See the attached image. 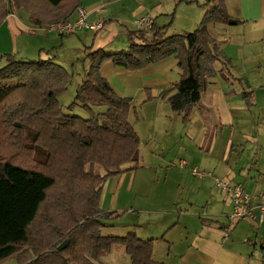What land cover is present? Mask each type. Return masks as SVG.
I'll use <instances>...</instances> for the list:
<instances>
[{"label": "trees", "instance_id": "1", "mask_svg": "<svg viewBox=\"0 0 264 264\" xmlns=\"http://www.w3.org/2000/svg\"><path fill=\"white\" fill-rule=\"evenodd\" d=\"M81 2L0 0V26L20 9L31 25L41 29L64 23ZM240 23L215 5L192 33L166 37L167 27L153 25L147 31L128 32L130 44L125 51L89 52L88 69L73 104L88 111L89 119L66 115L59 106L57 94L67 85L61 67L51 60H8L0 69V260L97 264L120 246L130 264H162L152 258L153 240H141L134 232L123 237L100 232L108 226L106 219H113L112 213L98 211L102 185L109 177L137 169L140 147L129 122L133 101L115 93L100 75V67L110 61L127 71H139L174 56L182 72L180 80L160 97L173 91L168 101L185 104L186 118L206 90L207 78L218 74L228 81L230 77L231 63L209 27ZM215 63L220 64L218 73ZM241 95L250 105V93ZM93 108L105 110L93 116ZM28 130L34 136L26 142ZM94 166L103 168L105 174H95ZM66 241L65 248L58 251Z\"/></svg>", "mask_w": 264, "mask_h": 264}, {"label": "crops", "instance_id": "2", "mask_svg": "<svg viewBox=\"0 0 264 264\" xmlns=\"http://www.w3.org/2000/svg\"><path fill=\"white\" fill-rule=\"evenodd\" d=\"M189 1L199 6L202 3L200 0ZM144 3L145 0H82L81 7L88 13L87 22L91 24L98 19L104 22L103 28L97 33L88 29L80 30L83 31L85 43L90 40L89 34H92L93 38L100 34L98 39H92V46L89 47L96 44L97 48H93V51L101 49L105 53L107 45L117 37L115 25L111 21L125 19L123 12H127V15L130 13L141 15L146 9ZM216 4L221 5L228 16L241 22L235 26L215 24L212 30L209 29L210 34L221 42L219 49L231 63L228 81H224L218 74L207 78L205 92L186 118L183 117L185 105L183 103L171 104L173 109L165 108V100L173 94L172 91L168 94L169 96L163 98L161 104L164 107L159 108L155 114L150 113L148 117H145L146 124L150 127L146 133L143 132L140 145L154 136L153 132L157 128L152 118L154 115H157V125L166 122L171 124L174 120V129L180 130L177 147L181 149L184 157L191 159L193 166L202 167L220 177L244 180L245 190L248 193L262 192L264 194V0H213L209 3V5ZM100 7H103V11L97 13ZM202 8L200 17L204 16L208 6L205 9ZM18 14L25 16L26 24L15 12L9 14L0 26V41L9 40L11 46V40L14 39V50H16L17 39L25 40L22 34L27 32L29 36L40 38L38 49L46 54L48 51L45 50L53 47V43L57 42L56 37L48 34L57 32L44 34L43 28L28 22V17L23 10ZM74 18L75 11L68 20ZM154 25L156 26L155 21ZM104 30L106 32L103 34ZM30 31L35 33L32 34ZM172 35H176L172 30L166 31V37ZM215 64L214 69L218 73L220 64ZM181 74L178 60L174 56L149 64L139 71H127L113 65L110 61L100 67V75L108 81L115 93L119 97L132 99V108L147 103L154 104L160 95L164 96L171 90L172 85L179 82ZM242 92L250 93V105L242 99ZM204 94L205 97H202ZM148 96L150 100H147ZM174 112L177 113L176 118L170 119ZM129 122L135 129L136 117L132 111ZM220 126L227 131L228 135V141L223 148L227 155L235 146L241 147L244 153H247L246 149L252 147L248 144L252 139L255 143L253 154L256 157L248 158L240 164L231 160L222 162L214 158L216 156L203 153L202 146L207 132ZM253 126L255 127L254 138H250L249 128ZM135 131L137 132L136 129ZM234 131L238 133L237 136ZM137 134L139 136L140 132ZM251 154L249 151L246 157H250ZM162 159L170 160L171 158L164 155ZM180 176L182 177L179 185L181 193H187L184 189L189 180L196 186L194 187L195 199L190 200V197L185 200L177 199L181 195L171 198L173 207L178 203L183 206V202H187L188 209H180L177 213L169 211L165 214L167 217L161 219L152 231L145 230L138 236L141 240H153V260L162 264H264V221L260 225L251 220L240 221L231 227L228 239L222 241V228L228 225L227 217L232 209L229 196L224 193L215 195L213 189H208L210 179L194 178L188 169L185 176ZM253 240H256L258 244L251 245ZM12 259L15 260V258ZM127 263L124 261L123 264ZM15 264H17L16 261Z\"/></svg>", "mask_w": 264, "mask_h": 264}, {"label": "rangeland", "instance_id": "3", "mask_svg": "<svg viewBox=\"0 0 264 264\" xmlns=\"http://www.w3.org/2000/svg\"><path fill=\"white\" fill-rule=\"evenodd\" d=\"M200 1L202 3L199 6V4L194 5L192 1L189 0H145L144 4L146 9L141 15L137 16L132 13L127 15V12H123L125 19L115 22L111 21V23L115 25L117 37L115 40H111V43L107 45L105 53L116 54L127 50L130 44L128 32L139 31L136 29L133 21L135 18H139L145 14L154 19L157 28L167 27L166 31H169L170 29L173 31V34L182 35L185 33H192L197 29L201 20V8L203 7L202 9H205V7L208 6L207 9H209L210 7L215 6L209 4L205 5L207 3L206 0ZM19 11L22 10L20 9L14 12L18 15V18L25 22V16H23V14L19 15ZM212 27L214 26H210L209 29L212 30ZM102 32L104 34L106 30ZM209 33H211V31H209ZM48 35L56 37L57 42L53 43V47H49V49L45 50L48 51L46 54L38 49L40 38L38 39L35 36H29L27 32L22 34V37L25 40L20 41V39H17L16 50H14V39L11 40V46L9 40H1L0 69L6 66L8 60H51L52 63L61 67L67 75L66 88L65 90L58 92L56 98L64 114L80 117L82 119L91 118L92 115L89 114L88 111L84 110L80 105L73 104L75 102L76 90L83 82L86 74L85 72L89 65L87 55L89 52L93 51V48H97L96 44L91 48L89 46H92V39H98L100 34L95 38H93L92 34H89L88 36L90 40L86 41V43L83 38V31H77L70 35H60L57 33H51ZM135 41L138 42L137 40ZM32 49L34 50L32 51ZM215 66H217V64H215ZM202 97H205V94ZM158 98L159 99H157L154 104L148 105L147 103L132 108V113L135 114L136 117L135 129L137 132H140V140L143 139V132L145 131L146 133V130L150 127L146 124L145 117H148L150 113L155 114L159 108L164 107L163 104H161L163 97L161 96ZM165 101V108H172L171 103L167 99ZM104 110L105 109L103 108H93V116H97V114L104 112ZM176 114L177 113L174 112L170 119H175ZM183 117L185 118V115H183ZM152 118L157 128L153 132L154 136L148 138L149 141H145L143 145H140L137 169L119 176L109 177L102 185L98 211L100 213H112L113 216V219H106V224H108V226L100 230L101 235L103 236L123 237L128 232H134L138 238L143 231H152L161 219L167 217L165 214L169 211L177 213L180 209H188L187 202H183V206L178 203V205L173 207V199L171 198L181 195L182 197L178 196L177 199L182 198V200H185V198L189 197L190 200L195 199L194 187L196 186L189 180L184 189L187 193H181L179 185L181 184L180 178L182 177L180 175L185 176L187 169L190 172V168L209 172L202 167L197 168L193 166L191 159H189V157H184L181 149L177 147L179 142L178 133H180V130L174 129V120L171 121V124H166V122L162 125H157V115H154ZM250 132V138H254V126L249 128V133ZM234 134L236 136L238 135L235 131ZM33 136L34 134L28 130L25 133L24 139L26 142H29V140L33 139ZM186 140L188 141L187 138ZM226 141H228V135L227 131L223 130V127H216L214 130L210 129L205 137L202 152L210 156H216L214 158H218V160L222 162L231 160L240 162V164H243L244 160H247L248 158L253 159L256 157V155L253 154L255 143L252 139H250V142L248 143L252 147L246 149L247 153H244V150L241 149V147L235 146L233 147V150H229L228 155L223 151ZM27 145H30V143H27ZM166 151H168V154H166ZM249 151H251L252 154L250 157H246ZM164 155H167L171 159H162ZM44 156L45 155L42 154L43 158ZM180 160L188 162L189 168L188 163L187 167H179ZM93 172L99 175L105 174L103 168L99 166H94ZM209 173L223 181L241 184L245 188L246 183L244 180L238 178L233 180L231 177H220L213 172ZM197 179H210L211 183H208V189H213L216 193L215 195L221 193L214 187L212 177ZM124 253L122 247H114L113 252L106 257L100 258L98 264H123L124 261L129 264V258ZM0 264H15V260L12 258L0 260Z\"/></svg>", "mask_w": 264, "mask_h": 264}, {"label": "built area", "instance_id": "4", "mask_svg": "<svg viewBox=\"0 0 264 264\" xmlns=\"http://www.w3.org/2000/svg\"><path fill=\"white\" fill-rule=\"evenodd\" d=\"M103 11V7L97 9V13ZM88 13L82 8L78 7L75 10V18L68 20L64 23L52 24L42 29L43 33L57 32L60 35H70L77 31L88 29L95 33L101 31L104 22L102 19H98L96 22L89 24L87 22ZM136 29L139 31H147L154 25L153 19L144 15L133 21ZM34 34L35 31H30ZM179 167H187V162L181 160ZM190 174L196 178L212 177L214 187L221 193L229 196L232 204L231 213L228 215V225L222 228V241H225L229 237L231 227L243 220H251L257 225H260L264 221V194L259 192L257 194L248 193L244 186L238 183H230L221 180L213 174L205 171H199L196 168H190ZM256 240L251 241V245H257Z\"/></svg>", "mask_w": 264, "mask_h": 264}, {"label": "water", "instance_id": "5", "mask_svg": "<svg viewBox=\"0 0 264 264\" xmlns=\"http://www.w3.org/2000/svg\"><path fill=\"white\" fill-rule=\"evenodd\" d=\"M66 244H67V241L60 244L58 247V251H62L65 248Z\"/></svg>", "mask_w": 264, "mask_h": 264}]
</instances>
